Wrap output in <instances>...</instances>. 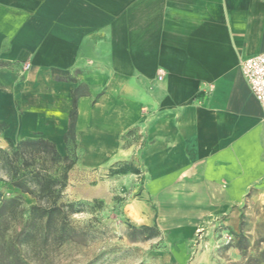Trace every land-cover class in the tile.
<instances>
[{"label":"crops","instance_id":"crops-1","mask_svg":"<svg viewBox=\"0 0 264 264\" xmlns=\"http://www.w3.org/2000/svg\"><path fill=\"white\" fill-rule=\"evenodd\" d=\"M261 52L264 0H0V143L66 154L75 106L81 167L139 153L146 188L192 192L201 222L264 189V113L241 71Z\"/></svg>","mask_w":264,"mask_h":264},{"label":"rangeland","instance_id":"rangeland-1","mask_svg":"<svg viewBox=\"0 0 264 264\" xmlns=\"http://www.w3.org/2000/svg\"><path fill=\"white\" fill-rule=\"evenodd\" d=\"M15 144L0 143V203L17 197L28 207L37 199L14 186L15 178L38 170L60 177L67 161L53 162L33 147L17 149ZM71 154L75 162L58 202L74 203L72 237L62 244L49 241L45 250L39 239L35 248L20 247L30 264H264V189L259 186L200 222L192 192L146 188L139 153L92 169L79 165L76 151ZM165 178L170 182L175 176ZM20 227V218L0 219V249ZM4 253L0 264L8 263Z\"/></svg>","mask_w":264,"mask_h":264},{"label":"trees","instance_id":"trees-1","mask_svg":"<svg viewBox=\"0 0 264 264\" xmlns=\"http://www.w3.org/2000/svg\"><path fill=\"white\" fill-rule=\"evenodd\" d=\"M75 116L76 110L73 106L70 112L69 125L63 137L66 143V154L61 153L54 142L42 137H29L16 141L15 147L17 149L33 147L41 156H48L53 162L67 161V163L62 168L60 177L52 176L46 170H38L22 173L13 181L14 186L19 188L21 192L35 197L37 202L28 207H23L17 197H11L0 203V219H21V227L15 234V238L8 239L10 244L5 248L2 246L0 249V255L6 250L3 255L7 259V264H30L20 254L19 249L23 246L24 248H35L38 239L45 250L49 241L62 244L72 237L71 231L74 229L69 225V216L73 211L74 203L58 202V200L66 185L67 171L75 162V157L72 159L70 157L76 147ZM2 126L3 124L0 123V129ZM30 183L34 184V189ZM140 229L149 230L151 233L153 231L148 226H142ZM12 247H17L15 252H12Z\"/></svg>","mask_w":264,"mask_h":264},{"label":"built area","instance_id":"built-area-1","mask_svg":"<svg viewBox=\"0 0 264 264\" xmlns=\"http://www.w3.org/2000/svg\"><path fill=\"white\" fill-rule=\"evenodd\" d=\"M241 71L264 113V52L249 56L243 60Z\"/></svg>","mask_w":264,"mask_h":264}]
</instances>
